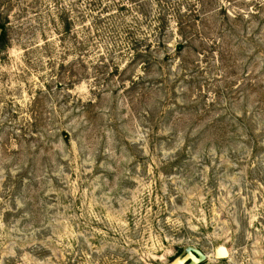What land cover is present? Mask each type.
<instances>
[{"label":"rangeland","instance_id":"obj_1","mask_svg":"<svg viewBox=\"0 0 264 264\" xmlns=\"http://www.w3.org/2000/svg\"><path fill=\"white\" fill-rule=\"evenodd\" d=\"M187 245L264 264V0H0V264Z\"/></svg>","mask_w":264,"mask_h":264},{"label":"water","instance_id":"obj_2","mask_svg":"<svg viewBox=\"0 0 264 264\" xmlns=\"http://www.w3.org/2000/svg\"><path fill=\"white\" fill-rule=\"evenodd\" d=\"M212 259L221 260L228 257V250L222 244H217L212 249ZM207 256L193 246H184L180 253L175 256L168 264H201Z\"/></svg>","mask_w":264,"mask_h":264}]
</instances>
